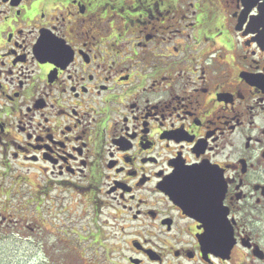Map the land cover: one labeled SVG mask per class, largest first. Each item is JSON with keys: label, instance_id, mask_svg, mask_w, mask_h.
Segmentation results:
<instances>
[{"label": "flooded vegetation", "instance_id": "flooded-vegetation-1", "mask_svg": "<svg viewBox=\"0 0 264 264\" xmlns=\"http://www.w3.org/2000/svg\"><path fill=\"white\" fill-rule=\"evenodd\" d=\"M33 3L0 0V200L34 169L109 264H264V0Z\"/></svg>", "mask_w": 264, "mask_h": 264}, {"label": "rangeland", "instance_id": "rangeland-1", "mask_svg": "<svg viewBox=\"0 0 264 264\" xmlns=\"http://www.w3.org/2000/svg\"><path fill=\"white\" fill-rule=\"evenodd\" d=\"M31 172L32 185L22 179L11 197L0 200L4 215L27 226L24 232L0 228V264H109L115 256L112 234L104 224L106 212L96 218L94 208L77 194L51 189L41 193L40 174ZM1 178L0 169V185L7 187L8 181Z\"/></svg>", "mask_w": 264, "mask_h": 264}, {"label": "snow or ice", "instance_id": "snow-or-ice-1", "mask_svg": "<svg viewBox=\"0 0 264 264\" xmlns=\"http://www.w3.org/2000/svg\"><path fill=\"white\" fill-rule=\"evenodd\" d=\"M44 2H45V0H35V3H33L31 5V7L33 9H38V8H40L41 4ZM48 39L52 40L54 43V48H55L54 55L59 56L65 60V64L61 65V66L66 67L67 62L74 60L76 52L72 49L71 44L66 43L62 40H56L55 37L51 36V34H49ZM50 59H51V57H50ZM56 64H57V61L55 59H51L50 70L52 68L56 67ZM226 218L227 219H233L231 216H227Z\"/></svg>", "mask_w": 264, "mask_h": 264}, {"label": "water", "instance_id": "water-1", "mask_svg": "<svg viewBox=\"0 0 264 264\" xmlns=\"http://www.w3.org/2000/svg\"><path fill=\"white\" fill-rule=\"evenodd\" d=\"M223 191H224V189H223ZM224 243H225V245H229V242H227L226 239L224 240Z\"/></svg>", "mask_w": 264, "mask_h": 264}]
</instances>
